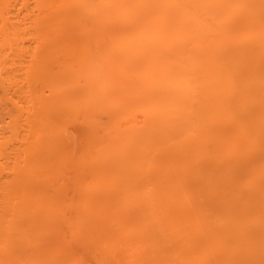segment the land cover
Instances as JSON below:
<instances>
[{
	"label": "bare ground",
	"instance_id": "1",
	"mask_svg": "<svg viewBox=\"0 0 264 264\" xmlns=\"http://www.w3.org/2000/svg\"><path fill=\"white\" fill-rule=\"evenodd\" d=\"M37 3L31 13L25 0H0V87L23 93L15 100L3 92L16 106L1 104L14 113L4 121L12 136L28 127L24 150L14 140L22 131L10 141L0 131V184L14 185L0 191V210L9 207L0 220V262L86 264L89 252L99 264H264V0ZM1 110V121L10 117ZM72 116L92 133L72 178L73 196L88 202L82 209L67 202L80 208L77 219L91 214L81 225L90 240L80 232V242L66 239L74 227H61L59 201L40 189L33 196L31 184L73 174L65 133ZM97 116L108 121L101 126ZM12 157L14 171L6 163ZM13 194L25 201L7 206ZM91 217L112 234L91 240L94 228H105Z\"/></svg>",
	"mask_w": 264,
	"mask_h": 264
},
{
	"label": "rangeland",
	"instance_id": "2",
	"mask_svg": "<svg viewBox=\"0 0 264 264\" xmlns=\"http://www.w3.org/2000/svg\"><path fill=\"white\" fill-rule=\"evenodd\" d=\"M19 1L21 2V0H19ZM23 1H24V0H23ZM25 1H26L27 8H28V10H29L28 12H31V13L35 12V9H37V4H38V3H37V0H25ZM21 5H22V3H21ZM18 6L20 7V4L17 5V8H18ZM26 11H27V9H24V12H26ZM23 14H24V13H23ZM23 14H22V15H23ZM77 19H78V17H77ZM29 31H30V30H29ZM29 31H28V32H29ZM80 31H82V30H80ZM83 31H85V30H83ZM83 31H82V32H83ZM32 33H33V30H32ZM28 34H31V33H26L25 35L27 36ZM33 34H34V33H33ZM33 34H32V35H33ZM25 35L23 34V35H22V38H23V36H24V39H25V37H26ZM30 37H32V36H31V35H30V36L28 35L27 38H28V39H31ZM91 41H92V40H91ZM27 44H28V43H27ZM51 64H52V63H51ZM53 64H55V63H53ZM50 66H51V65H50ZM56 66H58V65H57V64H55V66L52 65L53 68H55ZM59 67H60V66H59ZM56 68H58V67H56ZM59 69H60V68H59ZM51 70H53V69L51 68L50 71H51ZM54 70H56V69H54ZM56 71H58V69H57ZM15 72H16V71H15ZM17 72H18V71H17ZM20 72H21V71H20ZM22 72H23V71H22ZM22 72H21V73H22ZM52 72H53V71H52ZM54 72H55V71H54ZM58 72H59V71H58ZM58 72H57V73H58ZM60 72H62V69H60ZM18 73H19V72H18ZM48 77H49V76H48ZM19 78H20V77H19ZM22 79H23V78H22ZM22 79L20 78V83H23V82H24V81L22 82ZM47 82H49V81H46V83H47ZM40 83H41V82H40ZM40 83L37 82V85H35V86H36V87H37V86H40V88L42 89L43 86H44V85L42 86V84H46V83H45V81H44V82H42L41 85H38V84H40ZM47 84H48V83H47ZM0 85H2V84H0ZM3 86H4V85H3ZM3 86L0 87V106H1V107H2V105H1L2 103H4V104L7 103V102H6L7 100H5V99L8 98V100H9V96H8V95H7L8 97H5V96H6L5 94H6L7 91L4 92L5 89L7 90V88H4V89H3V92H4L5 94L2 92V89H1V88H2ZM7 86H8V84H6V86H4V87H7ZM41 86H42V87H41ZM45 86H47V85H45ZM40 88H39V89H40ZM44 88H45V87H44ZM46 88H47V87H46ZM37 89H38V88H37ZM45 90H47V89H45ZM45 90H44V91H45ZM47 91L49 92V89H48ZM9 92H10V90H9ZM9 92H7V94H8ZM11 92H12V91H11ZM11 92H10V93H11ZM18 92H20V91H18ZM18 92H17V93H18ZM45 92H46V91H45ZM14 93H15V90L13 91V93H11V94H13V97H14V95H15ZM1 94H2V95H1ZM11 94H9V95H11ZM24 94H25V93H24ZM29 94H30V92H27V94H25V95H29ZM21 95H23L22 92H21ZM21 95H20V93H18L17 95H15V97H16L15 100H17L18 96H21ZM47 95H48V93H47ZM2 97L5 98V99H3ZM1 98H2L3 100H2ZM23 98H26V97H23ZM19 99H21V98L19 97ZM19 99H18V100H19ZM24 100H25V99H24ZM9 101H11V100H9ZM9 101H8V103H9V105H11V103H10ZM22 102H23V101H22ZM8 103H7V104H8ZM12 103H13V102H12ZM25 103H26V102H25ZM7 104H6V105H7ZM20 104L22 105V103H20ZM28 104H29V103H28ZM28 104H27V105H28ZM6 105H5V106H6ZM27 105H25V106H27ZM11 106H12V105H11ZM11 106H8L7 110H8L9 108H11ZM14 106H15V105H14ZM14 106H12V107H14ZM6 107H7V106H6ZM15 107H16V106H15ZM2 108L5 109L4 106H3ZM2 108H1V109H2ZM1 109H0V110H1ZM4 109H2L3 111L1 110L3 113H4V111H5V112L7 111L6 109H5V110H4ZM11 109H12V108H11ZM14 109H16V108H14ZM17 109H18V108H17ZM19 110H20V109H19ZM19 110H18V112H19ZM8 111L10 112V110H8ZM11 111H12V110H11ZM2 112H1V113H2ZM18 112H16L17 115H19ZM20 112H21V110H20ZM6 113H7V112H6ZM12 113H13V111H12ZM12 113H10L11 115H10L9 113H7V114L10 115V117H8V115H6V118L3 119V121H1L2 119H0V131H1V133H3L4 131L2 132V130H5V135H4V134H3V135H4V137H5V136L7 137L8 141H10L9 138H12L13 136H16V135L19 134V135H18V138H16L17 136H16L15 138H14V137H13V138H14V140L17 141V143H20V144H18V145H17V143H15L16 146H20V145H21L22 148L20 147V149H21V150H22V149L24 150V149H25V146H26V142H25V140H26V136H27V134H28V133H27L28 131H27L26 129H27L28 127H27V128L22 127V128H20V130L17 129V128H15L16 130H19V131H22V132L25 130V132L27 131V132H26L27 134H26L25 132H23L24 134H23L22 132H18V134H17L16 130L14 129V130H13L14 135L12 136V132H11V130H12L13 128L10 129L12 125L9 124V127H10V128H9V127L7 126V122L5 123L6 120L9 121V118H11V116L13 117ZM22 113H23V112H22ZM22 113H20V115H21V117L23 118L25 115H22ZM13 114H14V113H13ZM16 114H15V115H16ZM15 115H14V116H15ZM17 115H16V116H17ZM1 116L4 118L3 115H1ZM1 116H0V118H1ZM99 116H100V115H99ZM7 117H8V118H7ZM72 117H73V116H72ZM72 117H71V118H72ZM97 117H98V116H97ZM15 118H16V117H15ZM22 118H20V120H21ZM24 118H25V117H24ZM64 118H65V117H64ZM64 118H62V120H63ZM66 118H68V117H66ZM95 118H96V117H95ZM95 118H94V119H95ZM99 118H100V117H98V118H96V119L99 120ZM108 118H109V117H108ZM13 119H14V118H13ZM25 119H26V118H25ZM69 119H70V118H69ZM73 119H74V117L71 119V121H73V122H71V121H70L69 123L66 122V123H68V125H67L68 128H66L67 131H65V133L68 134V135H67V138L70 137V138H69V141L67 140V142H69V143L71 144V146L69 145V146L71 147V148H70V151L73 150V151H72L73 153L71 152V154H73V155H74V158L76 159V160H74V158L72 157L73 155L71 156V154H70V161H71V159H72V160L75 162V161L78 160V158H79V159H82V158H83L81 155H84V156H85V152H86V151L82 149V146H83V143L85 142L84 140H85L86 138H87L86 143L90 140V138H88V135H89V136H92V135H90V134H92V133H90V134L87 133V132H88L87 127H86V125H84V124L87 123V122H85V121L83 120V121L85 122V123L83 124L82 121H79V120H78V119H79L78 117L76 118V120H78V121H75V120H73ZM100 119H102V120H101V126H102V123H103V122L108 121L107 118H106V116H104L103 118L101 117ZM103 119H105V120L103 121ZM110 119H111V118H110ZM4 120H5V121H4ZM10 120H11V119H10ZM15 120H16V119H14V121H15ZM23 120H24V119H23ZM26 120H27V119H26ZM26 120H24V122H25V124H26V125H24V126H27V125H28V124L26 123ZM81 120H82V119H81ZM11 121H12V120H11ZM14 121H13V122H14ZM67 121H68V120H67ZM94 121H95V120H94ZM102 121H103V122H102ZM109 121H110V120H109ZM63 122H65V121L63 120ZM98 122L100 123V121H98ZM15 123H16V122H15ZM20 123H21V121H20ZM94 123H95V122H94ZM95 124L97 125L98 123H95ZM109 124H110V126L112 125L110 122H108V124H103V125H104L103 127L106 126V128H109V129H110V128H111L110 126L107 127V125H109ZM22 125H23V124H22ZM63 125H64V124H63ZM88 125H90V124H88ZM65 126H66V125H65ZM93 126H94V125H93ZM12 127H13V126H12ZM16 127H17V126H16ZM19 127H21V126H19ZM94 127H95V126H94ZM98 127H100V126H98ZM23 128H25V129H23ZM64 128H65V127H64ZM91 128H92V126H91ZM106 128H105V130H107ZM22 129H23V130H22ZM88 129H89L90 131H92V129H90V128H88ZM93 129H94V128H93ZM102 130H103V131H102ZM102 130L100 129V131H102V132L104 133V129H102ZM97 131L99 132L98 129H97ZM92 132H93V131H92ZM20 133H21V134H20ZM95 133H96V131H95ZM103 133H102V134H103ZM99 134H100V133H99ZM102 134H101V135H102ZM104 134H105V133H104ZM104 134H103L102 136L107 137V136L104 135ZM1 135H2V134H1ZM20 135H21V136H20ZM86 135H87V137H86ZM94 135H95V134H94ZM107 135H108V132H107ZM24 136H25V137H24ZM97 136H98V135H96L95 137L98 138ZM99 136H100V135H99ZM19 137H20V139H19ZM100 137H101V136H100ZM101 139H102V137H101ZM101 139H100V140H101ZM103 139H105V138H103ZM11 140H12V139H11ZM18 140H20V141H18ZM12 141H13V140H12ZM13 142H14V141H13ZM67 144H68V143H67ZM11 145H13V143H12ZM10 147H12V146H10ZM85 147H86V146H85ZM14 148H15V147H13V149H14ZM18 148H19V147H18ZM83 148H84V146H83ZM13 149L11 148L10 152H11V151L14 152ZM15 149H17V148H15ZM84 149H85V148H84ZM8 150H9V148H8ZM21 150H20V153H21ZM16 151L18 152V150H16ZM84 151H85V152H84ZM5 152L8 153L9 151H6V150H5ZM10 152L8 153L9 156H10ZM12 152H11V153H12ZM15 153H16V152L12 153L13 156H14ZM20 153H19V154H20ZM22 153H23V152H22ZM22 153H21V155H20L21 157H22V155H24V154H22ZM3 154H4V156H2V157H5V154H6V153H3ZM8 154H7V155H8ZM12 154H11V155H12ZM20 156L17 155V157H16V156H15V157L18 158V160H19V157H20ZM5 158H6V157H5ZM5 158H3V160H4ZM12 158H13V157H12ZM7 159H8V158H7ZM21 159H23V158H20V160H21ZM5 160H6V159H5ZM16 160H17V159H16ZM20 160H19V161H20ZM14 161H15V158L10 159V160H8V161L6 162V163L10 166V167L8 166L9 168H11V166H12V167L14 166ZM73 161H72V162H73ZM82 161H83V159L81 160V163H82ZM4 162H5V161H4ZM4 162H3V164H4ZM15 162H17V161H15ZM21 162H22V160H21ZM6 163L4 164L5 166H6ZM9 163H10V164H9ZM19 163H20V162H19ZM22 163H23V162H22ZM77 163H78V161H77L76 163H74V164H73V163H69L70 166L76 164V166H71V169H74V170H71V171H73V172H72L73 174H74V173L77 171V169H78V167H77ZM23 164H24V163H23ZM15 165H18V164L16 163ZM19 165H20V164H19ZM69 165H67L66 168L69 167V171H70V166H69ZM78 165H79V164H78ZM80 165H81V164H80ZM5 166H4V167H5ZM21 166H22V165H21ZM6 167H7V166H6ZM8 167H7V169H8ZM72 167H74V168H72ZM0 168H1V167H0ZM15 168H17V167H14V169H15ZM19 168H20V167H19ZM76 168H77V169H76ZM2 169H3V167H2ZM4 169H6V168H4ZM4 169H3V170H4ZM11 169L13 170V168H11ZM11 169H10V170H11ZM20 169H21V168H20ZM20 169H19V170H20ZM3 170H1V171H3ZM10 170L8 169V172H5V171H7V170H5L4 172H5V173H8V175L11 176L12 173H11V174L9 173ZM17 170H18V168H17ZM19 170H18V171H19ZM13 171H14V170H13ZM13 171H12V172H13ZM65 171H67V170H65ZM74 171H75V172H74ZM4 172H3V173H4ZM0 173H1V172H0ZM5 173H4V175H5ZM13 173H14V172H13ZM69 173H70V175L72 176L71 178H69V176H70V175H68ZM73 174H71V172H68V171H67V175H68V178H67V179H69V180L66 182L67 185H66V183H65V179H66V177H65L64 179H62V180H64V181H62V180H61V181H58V180L55 181V180L52 179V178H48V179H50V180H48V181L45 182V183H43V181H38V180H35V179L33 180V182H32V180H31L32 183H31L29 180H25V182L27 181L26 183H31V184H33V183H35V181H36L35 184H36V186H38V188H36V186H34L35 189H33V187H32V189L34 190V192H33L34 194H32V193H31V194H32L33 196L35 195V191H36L37 189H40L39 192H38V190H37V192H38L37 194L41 193L40 196H43L42 193H44V195H46V196H45V198H46V197H48V196H47V194H48L49 197H50V199H51V196L53 197V202H54V203H55L54 200H58V201H59V203H55V204H59V205H60V207H56V209H58V208H60V210L62 209L61 211H60L59 209H58V210L62 213V215L65 213L66 216H67V217L65 216V218H67V220H68V221H67V220H64V218H62V219H63L64 221H66V222H65V226H62V225H61V223L63 224V221L60 222L61 227H64V228H67V227H69V226H71V228L74 227L73 230L69 229V228H70V227H69L68 229L71 230V232L68 231L69 233L67 232V234L64 232V228L62 229V231L66 234V235L64 234L65 237H66V239H67V237H69V238H68L69 240H73V241L75 240V241H76V239L79 238V236L77 235V233H79V235H80V232H81V234H82V236L80 235L81 238H83L84 235H86V231L83 229L84 227H82V226H83L82 223H84L85 221H82V220H83L84 217H85L84 220H86V219H87V218H86L87 215L84 216V217L81 216L80 219H79V218L77 219L76 216H77L78 211H79V213H80V208H79V207L83 206L84 204H86L85 202H88V201L83 202L85 199H83V200L80 199L81 201L79 200V201H80V202H79L78 199L80 198V195H79V198H76L75 195L73 196V194H74V192H75V189L78 190V189L76 188V187H77V186H76V183H77L78 181H75V180L72 179V178H77L78 176H76V173L74 174L76 177H75ZM10 176H8V179H7L8 181H9V178H11ZM13 178H14V177H13ZM13 178H12V179H13ZM53 178H54V177H53ZM57 178H58V177H57ZM60 178H61V176H59L58 179H60ZM79 178H80V180H81V177H79ZM90 178H91V177H90ZM67 179H66V180H67ZM77 179H78V178H77ZM88 179H89V178H88ZM4 180H5V179H3V177H1V182H2V183L4 182ZM10 180H11V179H10ZM14 180H15V181H14ZM18 180H19V179H18ZM18 180L13 179V181H14L15 183H16ZM53 180H54L55 182H53ZM90 180L93 181L92 179H90ZM90 180H89V181H90ZM13 181H12V183H13ZM21 181H22V180H21ZM23 181H24V180H23ZM82 181H83V180H82ZM19 182H20V181H19ZM74 182H75V183H74ZM80 182H81V181H80ZM80 182H79V183H80ZM83 182H84V184L82 185V187H83V186L85 185V183H86L85 181H83ZM4 183H8V182L5 181ZM4 183H3V184H0V186H2V185L4 186ZM10 183H11V181H10ZM10 183H9V184H10ZM12 183L10 184L11 186H12ZM15 183H13V184H15ZM21 183H22V182H21ZM23 183H24V182H23ZM23 183H22V184H23ZM38 183H39V184H38ZM62 183H63V184L65 183V187H66V188L64 187V190H66V191L69 193V195H68V194H65V195H64V196L67 195V196H66V200H64L65 198H64V196H62L63 194L61 193V190H60L61 187H59V185H63ZM87 183H88V182H87ZM22 184H21V185H22ZM31 184H29V185H31ZM35 184H34V185H35ZM58 184H59V185H58ZM74 184H75L76 187L74 186ZM90 184H93V183L90 182ZM6 185L8 186V184H6ZM6 185H5L4 188L7 187ZM16 185H17V184H16ZM16 185H15V186H16ZM18 185H19V184H18ZM55 185H56V186H55ZM57 185H58L59 188L57 187ZM77 185H78V183H77ZM80 185H81V184H80ZM80 185H79V186H80ZM86 185H87V184H86ZM86 185H85V186H86ZM3 186H2V188H0V191H1V192H2V190L4 189ZM13 186H14V185H13ZM13 186H12V187H13ZM19 186H20V185H19ZM26 186H27V185H26ZM63 186H64V185H63ZM88 186H89V185H88ZM93 186H94V185H92L91 188H92ZM8 187H9V186H8ZM12 187L7 188V190H9L10 188L12 189ZM22 187H23V186H22ZM74 187H75V189H74ZM17 188H18V189H17ZM17 188H15L16 192H17V191L20 192V191H22L23 188H25V187L21 188V187H18V186H17ZM80 188H81V186H80ZM83 188H85L86 191H87V187H83ZM91 188H90V189H91ZM28 189H29V187H28ZM81 189H82V188H81ZM81 189H79V190H81ZM85 189H84V190H85ZM88 189H89V188H88ZM5 190H6V189H5ZM13 190H14V189H13ZM13 190H12V191H13ZM24 190H25V189H24ZM43 190H44V191H43ZM58 190H59L60 192H59ZM62 190H63V187H62ZM9 191H11V190H9ZM12 191H11V193H12ZM28 191H30V190H28ZM88 191H89V190H88ZM3 192H4V190H3ZM14 192H15V191H14ZM16 192H15V194H16ZM25 192H26V191H25ZM64 192H65V191H64ZM79 192H80V191H79ZM5 193H6V191H5ZM11 193H10V194H11ZM76 193H78V191H77ZM10 194L8 193V195H10ZM29 194H30V193H29ZM29 194H27V195H29ZM51 194H52V195H51ZM0 195H2V194H0ZM4 195H5V194H4ZM6 195H7V193H6ZM13 195H14V194H13ZM13 195H12V196H13ZM20 195H21V194H20ZM55 195H56V196H55ZM2 196H3V195H2ZM10 196H11V195H10ZM21 196H23V195H21ZM25 196H26V195H25ZM76 196H77V195H76ZM4 197H5V196H4ZM4 197H3V198H4ZM7 197H8V196H7ZM16 197L19 198L17 195H16V196L14 195V199H15ZM23 197H24V196H23ZM23 197H22V198H23ZM36 197H37V196H35V198H36ZM38 197H39V196H38ZM38 197H37V200H38ZM54 197H56V198H54ZM58 197H59V198H58ZM5 198H6V197H5ZM9 198H11V197H9ZM28 198H29V197H27V199H28ZM31 198H32V197H31ZM31 198H30V199H31ZM83 198H86V197H83ZM0 199H1V198H0ZM6 199H7V198H6ZM24 199H25V198H24ZM24 199H21V197H20V198H19V201H22V200H24ZM39 199H42L43 202H44V198H39ZM46 199H47V198H46ZM48 199H49V198H48ZM10 200H11V199H10ZM16 200H18V199L12 200V201H10V202H9L8 200H6V201H8L7 204H8V203H11V202H12V204H13V202H15ZM32 200H34V199L32 198ZM71 200H72V203H73L74 201L76 202V200H77V201H78V204H76V203L74 202V203H75L74 205H77V206L80 205V206H79V207H76L75 210H74V207L72 208L73 210L69 209L70 207H69V205L67 206V204H68L67 202H70ZM86 200H87V198H86ZM6 201H2V202H5V203H6ZM24 201H25V200H24ZM26 201H27V200H26ZM45 201H46V200H45ZM47 201H48V200H47ZM60 201H61V202H60ZM64 201H65V202H64ZM22 202H23V201H22ZM27 202H28V201H27ZM27 202H26V203H27ZM34 202H35V200H34ZM40 202H41V200H40ZM51 202H52V201H51ZM51 202H50V203H51ZM56 202H57V201H56ZM17 203H18V201H17ZM29 203H30V206H29L30 208L28 207V209L32 210V209L34 208V206H35V205L33 206V204H35V203H31V202H29ZM72 203H70V204H72ZM0 204H1V202H0ZM3 204H4V203H3ZM12 204H10V206H12ZM23 204H24V203H23ZM23 204H20V205H23ZM40 204H41V203H40ZM45 204H46V202H45ZM15 205H17V204H15ZM18 205H19V204H18ZM20 205H19V206H20ZM24 205H26V204H24ZM24 205H23V206H24ZM27 205H29V204H27ZM27 205H26V207H27ZM31 205H32L33 207H31ZM36 205H37V204H36ZM42 205H43V204H42ZM49 205H50V204H49ZM51 205H52V203H51ZM7 206H9V204H8ZM23 206H21V207H22V211H23L24 208H26L25 206H24V207H23ZM55 206H56V205H55ZM57 206H58V205H57ZM72 206H73V205H72ZM2 207H3V205H2ZM2 207L0 206V208H2ZM21 207H18V208H21ZM41 207L43 208V206H41ZM41 207H40V208H41ZM4 208L6 209L7 207H4ZM4 208H3L2 210H0V220H2V219L4 218V216L6 215V213H3V211H5ZM18 208H17L16 211H18ZM44 208H45V207H44ZM83 208H84V206H83ZM85 208H86V206H85ZM26 209H27V208H26ZM49 209H50V208H49ZM49 209H48V210H49ZM51 209H52V208H51ZM51 209H50V210H51ZM68 209H69V210H68ZM81 209H82V207H81ZM6 210L8 211V210H9V207H8V209H6ZM24 210H25V209H24ZM33 210H34V209H33ZM46 210H47V207H46ZM53 210H55V209H53ZM55 211H56V210H55ZM55 211H54V212H55ZM81 211H82V210H81ZM19 212H21V211H18V213H19ZM43 212H45V209H44V211H42V213H43ZM57 212H58V211H57ZM63 212H64V213H63ZM88 212H90V211H88ZM88 212L86 211V213L89 215ZM13 213H14V212H13ZM16 213H17V212H16ZM18 213H17V216H18ZM52 213H53V211H52ZM55 213H56V212H55ZM55 213H54V214H55ZM72 213H74V215H73ZM86 213L84 212V213H82V214H86ZM94 213H95V212H94ZM7 214H8V212H7ZM10 214L12 215L11 212L9 213V215H10ZM19 214H20V213H19ZM40 214H41V213H40ZM43 214L45 215V213H43ZM46 214H47V213H46ZM57 214H58V213H57ZM71 215H72V216H71ZM90 215H91V214H90ZM90 215L87 216V217H90ZM6 216H7V215H6ZM6 216H5V217H6ZM45 216H46V215H45ZM56 216H57V215H56ZM58 216H59V215H58ZM63 216H64V215H63ZM79 216H80V215H79ZM10 217H11V216H10ZM12 217H13V216H12ZM14 217L16 218V215H15V214H14ZM59 217H60V216H59ZM59 217H57V218H59ZM75 217H76V218H75ZM6 218H8V217H6ZM15 218H14V219H15ZM81 218H82V219H81ZM91 218H92V217H91ZM92 219H93V218H92ZM3 220H4V219H3ZM3 220H2V221H3ZM5 220H6V219H5ZM10 220H11V218H10ZM10 220H8V222H10ZM59 220H60V219H59ZM93 220H94V219H93ZM60 221H61V220H60ZM0 222H1V221H0ZM11 222H12V221H11ZM86 222H87V221H86ZM89 222H90V221H89ZM5 223H6V222H5ZM12 223H13V222H12ZM14 223H15V222H14ZM14 223H13V224H14ZM69 223H71L72 225H68ZM98 223H100V224H98ZM105 223H106V222H100V220H94V222H93L92 224H94V225H95V224H98V225H101V227H105V228H104V230H101L100 232H96V234H95V229H96V228H94V229H93V233H92V235H91V237L93 236V238H91V240H92V239H96L95 236H96V235L99 236V234H103L105 237H108L110 234H112L111 227L109 226L108 223H106V224H105ZM8 224H9V223H8ZM13 224H12V225H13ZM2 225H3V222H2ZM4 225H5V224H4ZM12 225H11V226H12ZM14 225H15V224H14ZM67 225H68V226H67ZM81 225H82V226H81ZM5 226H7V225H5ZM8 226H10V225H8ZM2 227H3V226H2ZM61 227H60V228H61ZM80 227H81V229H82L85 233H84L83 231H79V230H81ZM43 231H44V230H43ZM72 231H73V232H72ZM40 232H41V231H40ZM40 232H39V233H40ZM60 232H61V230H60ZM82 232H83V233H82ZM44 233L47 234L45 231H44ZM98 233H99V234H98ZM41 234H42V233H41ZM41 234H40V235H41ZM50 234H51V233H50ZM60 234L62 235V232H61ZM47 235H48V236H51V235H49V234H47ZM48 236H47V237H48ZM77 236H78V238H75V237H77ZM51 237H52V236H51ZM51 237H48V239L51 238ZM61 237H62V238H65V237H63V236H61ZM74 238H75V239H74ZM81 238H79V239L81 240ZM84 238H86V239L89 238L88 240H90V237H88V236H85ZM68 239H67V240H68ZM79 239H78V240H79ZM86 239L84 240V242L86 241ZM80 240H79V242H80ZM73 241H71V242H73ZM75 241H74V242H75ZM93 241H94V240H93ZM86 242H87V244L89 243V245L91 244L89 241H86ZM86 242H85V244H86ZM82 243H83V242H82ZM87 244H86V246H89V245H87ZM83 246H85V245H83ZM81 250H82V249H81ZM79 251H80V249H79ZM79 251H78V254L81 253V252H79ZM84 252H86V251H84ZM84 252L82 251L81 255H83ZM86 253H87V252H86ZM78 254H77V255H78ZM89 254H90V253L88 252V254L86 255V257H88V256L90 257V258L87 259L88 261L85 260L86 258H85L84 256H83V257H84L85 259H82L83 257L79 254V255L82 257V258H81V261H84L86 264H87V262H89V263H91V264H99L98 261L101 262V261H100V255H99V256L97 257V259L95 260V258H94V257H91V254H90V255H89ZM79 255H78V256H79ZM84 255H85V253H84ZM91 258H92V259H91ZM93 258H94V259H93ZM98 258H99V260H98ZM78 259H80V258H78ZM89 260H90V261H89ZM94 260H95V261H94ZM84 262H83V263H84ZM96 262H97V263H96ZM89 263H88V264H89ZM0 264H26V261H25V260H7V261H2V262H0Z\"/></svg>",
	"mask_w": 264,
	"mask_h": 264
}]
</instances>
